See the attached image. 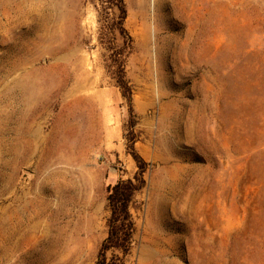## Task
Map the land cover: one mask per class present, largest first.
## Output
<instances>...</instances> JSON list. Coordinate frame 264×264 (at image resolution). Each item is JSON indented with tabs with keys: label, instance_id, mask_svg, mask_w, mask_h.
<instances>
[{
	"label": "rangeland",
	"instance_id": "rangeland-1",
	"mask_svg": "<svg viewBox=\"0 0 264 264\" xmlns=\"http://www.w3.org/2000/svg\"><path fill=\"white\" fill-rule=\"evenodd\" d=\"M167 9L0 0V264H264V0Z\"/></svg>",
	"mask_w": 264,
	"mask_h": 264
},
{
	"label": "trees",
	"instance_id": "trees-1",
	"mask_svg": "<svg viewBox=\"0 0 264 264\" xmlns=\"http://www.w3.org/2000/svg\"><path fill=\"white\" fill-rule=\"evenodd\" d=\"M137 190L139 187H135L130 180L118 182L108 188L106 202L110 217L107 238L101 247L103 254L112 249L121 251L123 255L129 253L134 234V223L129 208Z\"/></svg>",
	"mask_w": 264,
	"mask_h": 264
},
{
	"label": "bare ground",
	"instance_id": "bare-ground-1",
	"mask_svg": "<svg viewBox=\"0 0 264 264\" xmlns=\"http://www.w3.org/2000/svg\"><path fill=\"white\" fill-rule=\"evenodd\" d=\"M160 3L162 7H168V14L171 11L179 16L177 17L178 19H182L184 22L191 24L198 22V25L205 22L207 18V9L210 8L208 18L212 19L214 17L216 25L218 0H157L158 7H160ZM181 24V21L174 19L168 27L170 30H173Z\"/></svg>",
	"mask_w": 264,
	"mask_h": 264
}]
</instances>
